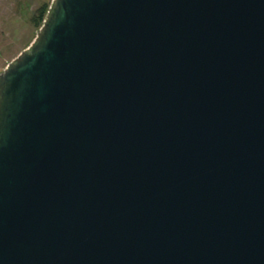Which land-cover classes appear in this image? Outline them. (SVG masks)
<instances>
[{
    "label": "water",
    "instance_id": "1",
    "mask_svg": "<svg viewBox=\"0 0 264 264\" xmlns=\"http://www.w3.org/2000/svg\"><path fill=\"white\" fill-rule=\"evenodd\" d=\"M0 264H264V0H51L0 72Z\"/></svg>",
    "mask_w": 264,
    "mask_h": 264
},
{
    "label": "rangeland",
    "instance_id": "2",
    "mask_svg": "<svg viewBox=\"0 0 264 264\" xmlns=\"http://www.w3.org/2000/svg\"><path fill=\"white\" fill-rule=\"evenodd\" d=\"M50 2L51 0H0V67L33 41L42 22L37 27L32 18L37 17L38 9L44 4L47 11Z\"/></svg>",
    "mask_w": 264,
    "mask_h": 264
},
{
    "label": "trees",
    "instance_id": "3",
    "mask_svg": "<svg viewBox=\"0 0 264 264\" xmlns=\"http://www.w3.org/2000/svg\"><path fill=\"white\" fill-rule=\"evenodd\" d=\"M45 4L38 9V15L35 18H32V21H34V24L38 27L40 23L42 22L43 16L45 15Z\"/></svg>",
    "mask_w": 264,
    "mask_h": 264
},
{
    "label": "crops",
    "instance_id": "4",
    "mask_svg": "<svg viewBox=\"0 0 264 264\" xmlns=\"http://www.w3.org/2000/svg\"><path fill=\"white\" fill-rule=\"evenodd\" d=\"M5 66H6V64H4V65H2V66L0 67V72L5 68Z\"/></svg>",
    "mask_w": 264,
    "mask_h": 264
}]
</instances>
